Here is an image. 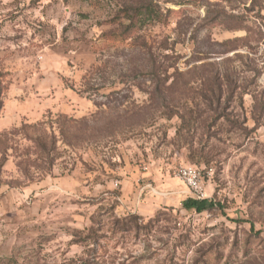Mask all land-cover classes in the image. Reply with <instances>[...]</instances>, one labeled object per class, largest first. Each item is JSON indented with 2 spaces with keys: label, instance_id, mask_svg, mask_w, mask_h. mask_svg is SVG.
Returning <instances> with one entry per match:
<instances>
[{
  "label": "rangeland",
  "instance_id": "rangeland-1",
  "mask_svg": "<svg viewBox=\"0 0 264 264\" xmlns=\"http://www.w3.org/2000/svg\"><path fill=\"white\" fill-rule=\"evenodd\" d=\"M0 91V264H264V0H0Z\"/></svg>",
  "mask_w": 264,
  "mask_h": 264
},
{
  "label": "built area",
  "instance_id": "built-area-1",
  "mask_svg": "<svg viewBox=\"0 0 264 264\" xmlns=\"http://www.w3.org/2000/svg\"><path fill=\"white\" fill-rule=\"evenodd\" d=\"M212 169L200 168L195 165H185L179 167L174 176L183 181L189 188L190 193L197 200H205L207 194L205 191V177L212 176Z\"/></svg>",
  "mask_w": 264,
  "mask_h": 264
},
{
  "label": "trees",
  "instance_id": "trees-1",
  "mask_svg": "<svg viewBox=\"0 0 264 264\" xmlns=\"http://www.w3.org/2000/svg\"><path fill=\"white\" fill-rule=\"evenodd\" d=\"M153 14V12H151ZM0 99H1V91H0ZM183 208L190 211L194 210L196 212H203V211H209L213 209L212 201H209L207 199L205 200H197V199H187L183 203ZM136 217L131 219L130 224H133L132 221H135Z\"/></svg>",
  "mask_w": 264,
  "mask_h": 264
},
{
  "label": "crops",
  "instance_id": "crops-1",
  "mask_svg": "<svg viewBox=\"0 0 264 264\" xmlns=\"http://www.w3.org/2000/svg\"><path fill=\"white\" fill-rule=\"evenodd\" d=\"M177 186H179V183H177ZM177 189H178V187H177ZM180 190V191H179ZM205 191H206V194H207V191H210V189L209 188H205ZM184 192H185V189L184 188H182V187H180V189H178V190H176V192L175 193H173L174 195H176L175 197H173V198H170L171 200H172V202H174V203H176V202H181V201H183L184 199H182V195L184 194ZM179 195V197H177ZM208 196V195H207ZM192 199H194V198H192Z\"/></svg>",
  "mask_w": 264,
  "mask_h": 264
}]
</instances>
